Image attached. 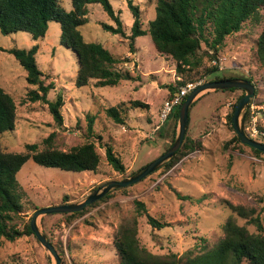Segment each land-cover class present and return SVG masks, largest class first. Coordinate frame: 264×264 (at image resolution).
I'll list each match as a JSON object with an SVG mask.
<instances>
[{"label":"rangeland","instance_id":"obj_1","mask_svg":"<svg viewBox=\"0 0 264 264\" xmlns=\"http://www.w3.org/2000/svg\"><path fill=\"white\" fill-rule=\"evenodd\" d=\"M132 1L140 8L142 27L148 28L149 21L156 15V0ZM110 2L125 32L130 34L133 16L127 0ZM60 4L66 10L72 8L71 0H60ZM87 8V22L80 28L84 40L101 43L114 56L130 59L119 63L117 68L128 71L133 79H122L114 86H95L94 82L75 86L76 55L61 43L57 22H48L45 36L38 40L24 31L9 34L0 31V85L16 105L14 130L0 135L2 147L21 152L27 143L41 145L42 139L55 131L54 143L59 149L69 150L93 142L100 154L94 172L61 170L28 159L16 175L22 192V221L29 220L35 207L81 202L106 181L131 176L170 147L173 130L177 134V124L174 126L170 117L163 123L159 119L169 96L166 85L175 84L180 78L175 61L155 50L149 34L137 37L133 44L135 52L130 53L127 37L101 27V23L115 25L102 5L90 3ZM263 26L264 18L259 23H243L240 31L226 36L217 59L204 57L203 65L190 75L193 84L204 82L203 78L211 80L223 76L248 79L254 84V94L244 110L248 114L246 123L244 120L246 134L251 121L259 128L264 126V69L257 63L254 48ZM33 45L38 46L36 61L45 82L53 83L48 99L53 100L58 92L63 96L62 126L55 123L47 104L28 99L27 92L37 87L28 84L26 71L7 51L13 46L30 48ZM213 65L219 70L207 74L206 69ZM244 93L242 89L205 90L197 96L189 111L186 135L199 139L200 147L171 168L165 169L164 163L140 181L123 187L125 189L110 190L108 200L101 201L103 196L85 213L70 220L65 213L39 216L37 224L54 245L60 263L118 264L119 255L113 245L116 230L120 223L130 221L133 216H137L140 243L155 254L174 252L185 256L191 251L190 255H195L214 248L224 236L223 224L233 215L227 206L230 203L253 208L264 227V155L256 156L241 142H232L235 131L227 118L232 104ZM131 100H141L149 107H131ZM120 104L127 109L124 124L115 123L105 113L107 107L120 108ZM87 113L96 116L93 136L87 134ZM106 144L121 158L125 174L118 173L107 162ZM175 190L181 195H190L191 200L179 199ZM64 196L66 202H63ZM134 200L142 201L147 213L164 226L152 227L145 214L137 215ZM234 218L250 231L255 230L245 219L236 215ZM0 264H55V261L35 235L30 234L6 241L0 248Z\"/></svg>","mask_w":264,"mask_h":264},{"label":"trees","instance_id":"obj_2","mask_svg":"<svg viewBox=\"0 0 264 264\" xmlns=\"http://www.w3.org/2000/svg\"><path fill=\"white\" fill-rule=\"evenodd\" d=\"M90 3L101 4L107 15L114 20L115 25L101 23V27L113 34L127 37L130 53L135 52L134 40L141 35L149 34L155 50L170 56L175 61V70L180 78L175 84L166 85L169 89L168 98L173 97L182 86L192 82L190 75L203 65L204 57L209 60L217 59V53L226 36L240 31L242 24L246 21L259 23L264 18V0H156L155 18L149 21L148 28L144 29L139 6L132 0H127V6L133 16L130 34H127L110 0H71L70 10H66L60 4V0H0V31L3 34L24 31L30 33L34 40H38L45 36L48 22H57L60 25L61 43L76 55L78 68L75 86L82 87L92 82L95 86H114L122 79H133L134 77L128 71L117 68L119 63L130 59L114 56L101 43L84 40L80 28L87 22V5ZM254 42L257 63L264 69V26ZM37 49V45L30 48L13 46L7 51L26 71L28 84L37 87L27 92L28 99L47 104L55 123L62 126L63 96L61 92H58L53 100L48 99V92L53 88V83L45 82V76L36 61ZM218 70L219 67L213 65L206 69V73H214ZM226 78L233 77L223 76L211 80L203 78V81ZM227 90L233 91L236 88L221 91ZM242 95H239L238 99ZM186 96L187 94L167 116L168 119L170 117L173 120L174 126L177 124L180 105ZM235 102L231 106V113L227 115L229 123H231ZM129 104L134 108L148 109L149 107L148 103L141 100H131ZM105 113L117 124H124L127 118V109L123 104H120V108L109 106L105 109ZM15 117V101L0 85V135L7 130H14ZM95 119V115L87 113V134L90 136L94 135ZM247 119L246 113L245 123ZM175 132L173 130L174 137ZM55 135V131L50 132L42 139L41 145L27 143L25 150L21 152L8 151L0 142V248L6 241H15L24 235L33 234L29 226L31 217L28 221L20 220L23 212V205L20 202L22 192L16 178L18 171L28 159H32L38 165L67 171L94 172L97 170L100 154L93 142H85L69 150H62L54 143ZM159 136H162V132H159ZM263 140L259 141L264 142ZM232 142L241 144L236 134ZM104 147L109 165L118 173L125 174V166L119 155L115 153L111 145L106 144ZM198 147H200V140L191 139L186 135L181 147L163 167L171 168L182 157L197 150ZM249 149L256 156L264 155L253 147ZM122 189L125 188L119 190ZM175 192L179 199L191 200L190 195H181L176 190ZM111 194L104 196L101 201L108 200ZM66 201L64 196L63 202ZM95 204L87 205L81 211L65 214L70 220L82 215ZM134 205L136 214H145L147 222L152 227L158 229L164 226L147 213L142 201L134 200ZM227 206L233 215L223 224V238L214 248L205 249L206 251L195 255H190L191 251H187L185 256H179L174 252L152 253L140 243L137 216H133L130 221L120 223L116 230L113 245L119 255L118 264H264V227L259 213L253 208L246 209L238 204L230 203ZM235 215L245 219L248 224H253L255 230L250 231L245 225L238 224L234 218Z\"/></svg>","mask_w":264,"mask_h":264},{"label":"water","instance_id":"obj_3","mask_svg":"<svg viewBox=\"0 0 264 264\" xmlns=\"http://www.w3.org/2000/svg\"><path fill=\"white\" fill-rule=\"evenodd\" d=\"M232 88L242 89L245 91V93L237 100L233 112L231 114L232 128L242 144L247 145L249 147H253L264 153V142H261L248 136L244 129V110L245 107L248 105L250 98L254 94V84L250 80L243 78H226L221 80L206 81L197 84L193 89L189 91L186 98L181 103L178 112L177 134L175 133L176 137H174V140L170 147L161 155L141 167L129 177L119 180L112 179L106 181L101 186L94 189L90 194H88L86 198L83 199L81 202L62 203L59 205L38 208L34 211L29 222L30 229L37 238V240L40 242V244L53 256L55 264H61L60 257L54 245L40 230L37 224V219L39 216L51 213H73L81 211L85 206L90 205L93 202L101 199L110 190L132 185L140 181L144 177L148 176L150 173L154 172L160 166L166 163L171 157H173L175 152L181 147L189 123V111L193 101L197 98V96L205 90H226Z\"/></svg>","mask_w":264,"mask_h":264},{"label":"built area","instance_id":"obj_4","mask_svg":"<svg viewBox=\"0 0 264 264\" xmlns=\"http://www.w3.org/2000/svg\"><path fill=\"white\" fill-rule=\"evenodd\" d=\"M199 83H201V81ZM199 83H196V84L188 83L185 86H182L173 97L167 98L164 101L163 108L159 116L161 123H163V121L167 118L171 109L180 102L182 97L188 94L189 91L193 89ZM247 134L253 139H256L257 137L264 139V126L263 128H259L255 121H251Z\"/></svg>","mask_w":264,"mask_h":264}]
</instances>
